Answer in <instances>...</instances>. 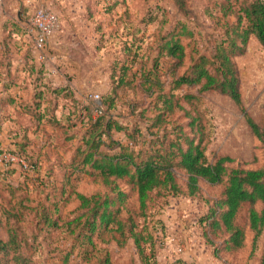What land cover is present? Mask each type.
<instances>
[{
    "label": "trees",
    "instance_id": "trees-1",
    "mask_svg": "<svg viewBox=\"0 0 264 264\" xmlns=\"http://www.w3.org/2000/svg\"><path fill=\"white\" fill-rule=\"evenodd\" d=\"M174 1L179 9L184 8L183 0ZM228 9L230 13L229 6L223 9L224 18L229 15ZM224 28L210 53L192 57L182 73L179 69L187 55L180 37L184 32L192 35L184 25L162 36L150 57L140 56L141 47L134 40H125L113 57L110 87L98 105L92 100L80 101L69 85L53 88L42 83L43 68L32 64L23 69L29 76L33 75L32 100L10 93L11 87L21 88L11 71L10 57L14 35L22 27L14 21L9 27L3 24L0 80L7 94L0 98V104L18 128L13 131L12 148L4 150L0 144V157L8 152L17 159V162H5V167L0 168V193L8 189L5 192L9 196V199L0 198V222L8 232L5 241L0 238V253H3L0 264H30L28 255L20 249L24 242L18 239L26 236L14 223L28 219L40 225V229H60V217L52 219V213L58 211L59 205L66 206L72 201L77 204L71 211L75 215L61 224L78 243L65 250L54 249L61 264H69L70 259H75V264H112L108 254L91 263L92 253L87 246L94 250L98 239L104 243L113 240L119 247L131 240L141 264H159L156 233L162 230V225L152 219L160 209H155L154 199L165 200L168 195L196 198L201 182L222 186L217 197L205 200L207 209L200 217L203 237L214 254L218 256L223 249L242 247L244 232L235 219L244 204L250 206L247 221L253 233L252 251L255 250L264 231V126L260 127L244 112L252 134L263 145V162L256 169L228 170L224 165L228 158L209 163L201 138L190 136L194 127V132L202 131L195 125L196 118L181 124L174 117L184 110L174 91L184 86H199L200 92L216 90L241 105L232 55L242 52L250 36L264 49V0L241 3L236 22L224 24ZM137 59L141 62L139 68L134 66ZM168 61L170 64H166ZM182 98L190 101L194 97ZM15 173L18 178L11 181ZM179 173L184 176L182 184ZM84 177L100 182L108 191L80 193L75 183ZM121 185L130 188L138 204L136 215L126 219L122 212L128 193ZM35 202L40 211L30 205ZM257 204L261 205L260 209H256ZM32 210L35 214L28 217L25 212L30 214ZM106 231L117 236L104 240L100 232ZM217 231L227 235L222 244L215 243L211 237ZM170 264L187 263L177 259ZM259 264H264V244Z\"/></svg>",
    "mask_w": 264,
    "mask_h": 264
},
{
    "label": "rangeland",
    "instance_id": "rangeland-1",
    "mask_svg": "<svg viewBox=\"0 0 264 264\" xmlns=\"http://www.w3.org/2000/svg\"><path fill=\"white\" fill-rule=\"evenodd\" d=\"M248 1L250 0H183L182 9L178 8L174 0H80V3L78 0H66L64 6L54 3L56 10L52 7L51 9L57 16L58 27L47 43L50 40L59 43L51 50L56 59L52 61L43 51L44 61L46 64L48 62L47 66L53 64L60 73L68 77L71 89L80 101L92 100L99 105L100 97L110 87L113 57L118 54L122 42L134 40L135 45L139 44L141 47L140 56L150 57L153 54V47L162 36L170 31L176 32L181 25H184L192 35L184 32L180 37V41L185 44L187 55L179 69L182 73L190 65L192 57L210 53L225 32L224 24L235 23L240 4ZM228 6L231 12L229 13L228 9L229 15L224 18L223 9ZM39 7L45 6L29 9L25 7L26 10L22 15L24 23L17 19L15 8L8 13L11 19L22 27L19 34L14 35L17 42L33 45L32 35L28 33L30 28L27 21ZM106 7H110L108 12ZM80 8L84 9L82 14L77 13V9ZM232 61L239 80L240 106L216 90L200 92L199 86H184L174 91L184 108L174 117L181 124L196 118L195 125L198 124L202 131L194 132L193 130L196 129L194 127L190 136L201 138L209 163L226 157L229 160L224 165L228 170L256 169L263 162V145L252 134L244 112L260 127L264 126V49L254 36H250L242 52L232 55ZM166 64H170V61ZM140 65L141 62L137 59L135 68H139ZM184 95H192L194 98L187 101L182 98ZM94 96H97L98 100H95ZM185 130L190 131L187 127ZM5 136L7 137L6 134ZM66 155L69 157L70 152ZM7 161L17 160L5 152L0 157V168L5 167L4 163ZM17 178L18 174L15 173L11 181ZM183 178L184 176L179 173L178 180L181 184ZM199 185V196L196 198L168 195L165 200L158 201V197L154 199L155 209H160L152 219L159 220L162 225V230L159 229L156 233L155 249L159 264H170L177 259L187 264H259L264 244V231L257 241L255 250L252 251L253 233L248 228L247 212L250 207L248 204L241 207L235 219L236 225L244 232L242 247L233 250L223 249L218 256L214 254L213 248L203 237L200 217L207 209L205 200L217 197L222 191V186H209L203 182ZM121 187L128 193L125 210L122 212L123 219H126L136 215L138 204L130 188L125 185ZM75 188L86 195L95 192L104 194L108 191L100 182L85 177L75 183ZM7 190L0 193V198L9 199L5 192ZM56 199L59 200V195ZM37 203L30 205L40 211L41 207H38ZM43 203L48 205V202L43 201ZM156 203L161 206L158 207ZM76 205L75 201L66 206L59 205L58 211L52 213V219L60 217V229H40V225H35L34 221L30 222L28 219L14 223L15 228L26 236V239H18L24 242L20 245V249L25 256L28 255L30 264H61L60 256L54 249L65 250L73 243L75 245L78 243L67 235L65 225L61 224L73 218L75 214L71 211ZM255 207L260 209L261 205L257 204ZM153 213L154 210H151V214ZM25 214L33 217L35 211L32 210L30 214L26 211ZM9 223L13 224V220ZM5 231L0 222V238L4 241L8 235ZM101 233L104 235V240L117 236L110 231ZM33 235L38 236L34 239ZM211 237L215 243L222 244L227 235L217 231ZM99 240H95L94 250L91 251V246H87L92 253L91 263H97L108 254L112 264H141L131 240L120 247L113 240L109 243ZM77 250L76 246L75 253ZM0 255L3 253L1 252ZM75 261L70 259L68 263L75 264Z\"/></svg>",
    "mask_w": 264,
    "mask_h": 264
},
{
    "label": "crops",
    "instance_id": "crops-1",
    "mask_svg": "<svg viewBox=\"0 0 264 264\" xmlns=\"http://www.w3.org/2000/svg\"><path fill=\"white\" fill-rule=\"evenodd\" d=\"M78 2L80 3V0H78ZM54 3L64 6L66 5V0H0V34L2 33L1 31L3 24H5V27L6 24L9 27L13 22L10 15H8L12 8L16 9L14 11L16 13L17 19L20 20L21 23H24L25 21L22 15L23 11L26 10L25 7L29 9L38 6H45L49 9L52 7L56 10V7L53 6ZM53 9L51 10L54 11ZM83 12V8L77 9V13L82 14ZM58 43L59 42L56 43L54 40H50L46 44L44 52H46L45 54L51 57L52 61H54L56 57L53 52L51 53V50L55 49V46ZM44 59L45 56L43 55V51L41 54L34 49L32 44H23L22 42L19 43L14 39L12 42L10 57V62L12 64L11 71L16 75V83L20 85L21 88L11 87L10 93H16L17 95L24 97L27 101L32 100L34 86L31 82L33 75L29 76V74L23 70L29 64H32L35 68H43V78H41L42 83H46L53 88H59L64 85L70 86L68 77L63 73H60L59 69L55 68L53 64L51 66H47L48 62L46 64ZM6 94L7 93L4 91L3 87V81L0 80V98ZM4 112L5 111L0 104V144L2 147L12 148V140L14 135L13 131L17 130L18 127L10 120L12 116L8 117ZM29 137L32 138V135L29 134Z\"/></svg>",
    "mask_w": 264,
    "mask_h": 264
},
{
    "label": "built area",
    "instance_id": "built-area-1",
    "mask_svg": "<svg viewBox=\"0 0 264 264\" xmlns=\"http://www.w3.org/2000/svg\"><path fill=\"white\" fill-rule=\"evenodd\" d=\"M57 23V16L51 9L47 7L35 9L32 17L27 21L30 28L28 33L32 35L35 50L41 51V53L44 51L48 39L52 37L58 27ZM94 98L98 100L97 96Z\"/></svg>",
    "mask_w": 264,
    "mask_h": 264
}]
</instances>
